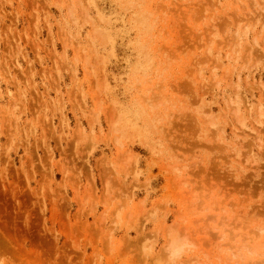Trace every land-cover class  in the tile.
<instances>
[{
  "label": "rangeland",
  "instance_id": "rangeland-1",
  "mask_svg": "<svg viewBox=\"0 0 264 264\" xmlns=\"http://www.w3.org/2000/svg\"><path fill=\"white\" fill-rule=\"evenodd\" d=\"M0 264H264V0H0Z\"/></svg>",
  "mask_w": 264,
  "mask_h": 264
},
{
  "label": "bare ground",
  "instance_id": "bare-ground-1",
  "mask_svg": "<svg viewBox=\"0 0 264 264\" xmlns=\"http://www.w3.org/2000/svg\"><path fill=\"white\" fill-rule=\"evenodd\" d=\"M172 238H173V236H172Z\"/></svg>",
  "mask_w": 264,
  "mask_h": 264
}]
</instances>
